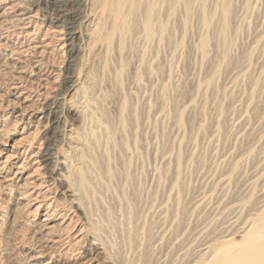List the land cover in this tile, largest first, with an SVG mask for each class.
Returning a JSON list of instances; mask_svg holds the SVG:
<instances>
[{"label": "rangeland", "instance_id": "obj_1", "mask_svg": "<svg viewBox=\"0 0 264 264\" xmlns=\"http://www.w3.org/2000/svg\"><path fill=\"white\" fill-rule=\"evenodd\" d=\"M23 2L37 24L13 19ZM149 2L126 0L122 38L117 32L113 51L90 60L93 123L69 116L98 137V122L110 128L114 142L102 133L94 146L101 174L85 173L83 187L76 175L69 188L14 160L13 187L0 186V264H199L200 251L236 232L264 200V0H157L147 40ZM57 11L44 0H0V167L17 147L45 148L42 121L23 131L6 117L24 109L12 84L33 96L47 78L36 105L44 114L76 59L65 38L44 35ZM45 44L41 58L27 50ZM27 177L47 187L54 206L33 212L21 200Z\"/></svg>", "mask_w": 264, "mask_h": 264}, {"label": "bare ground", "instance_id": "obj_2", "mask_svg": "<svg viewBox=\"0 0 264 264\" xmlns=\"http://www.w3.org/2000/svg\"><path fill=\"white\" fill-rule=\"evenodd\" d=\"M44 1H46V3L52 2L56 4L58 9L57 16L53 17L50 21V24H52L51 27H44V35H46L48 31H51L50 33L53 37H57L60 43L64 41L65 38V42L63 43H66V46L69 47L68 53L73 52V56L76 59L74 61L70 59L71 61L69 62L67 73L65 77H63L62 86H60L61 89L55 97L50 99V103L44 114H40V112L37 111L36 105L40 97L47 95V86L49 85L47 78L42 80V84L36 86L38 90L36 91V95L34 94L33 96L31 90H29V92L28 89L23 90L21 88V82L12 84L13 87L10 90L14 92V94L12 93L14 96H11L16 102L22 103L24 109L19 110V112L12 110L11 115L9 114L6 120L13 118V124L23 126V131L26 127H30L35 121H42V139L45 148L44 150L40 148L36 153L32 152L30 144L29 147L15 148L12 154L4 159L5 161L2 162L3 164L0 167L1 187H13V183L15 182L10 178V174L14 165V160L19 157L23 158V167L28 165L32 166V173L35 174L33 177L41 174L42 176L47 175V177L53 176L56 181H67L69 188H72L73 184L71 180L78 175L80 176L79 186L83 187L86 179L84 177L85 173L92 171L101 174L102 172L98 160L103 158V155L101 153L97 155L94 147L95 143L101 139V134L103 133L105 135L104 139L107 145L114 142L111 130L104 122H98L100 123L99 129L101 133L100 137H98L99 135L91 130L88 132L85 129H81L82 126L79 129L76 128L73 123H70L69 116L80 124H87L88 121L90 124L93 123L94 118L89 114V105L86 100V83L88 75H90L89 65L92 64L90 60L92 57L94 58V55L97 53H104V55H107L113 51V39L117 32H119L118 38H122V31L123 28H125L123 26L127 20L126 13H124L122 8L126 0ZM24 3L25 2L14 4V6H12L11 13H13V19L19 24H37L35 14H33L30 9L23 8ZM156 4L157 0H150L146 7V11H144L143 18L141 19L144 35L147 40H150L154 35L153 24H155V22L153 15ZM69 5L75 7L73 13H70L68 9ZM8 8L10 10V4ZM109 22L111 24L108 26L107 24H109ZM39 29L37 32H39ZM26 32L28 31L26 30ZM24 35H26V33ZM27 35L29 36V34ZM37 46L33 45L31 47V45H28L27 50L31 48L33 56L37 54L36 58H39L42 54L47 52V45L45 44L43 47ZM122 46V43L116 46L117 53H121L123 49ZM58 49H62V47ZM79 55L82 57V60L79 62L80 64H77ZM38 63L39 61H37V64ZM92 82L94 83V81ZM123 107L124 106L120 109L119 117L124 113L125 108ZM14 114L16 115L14 116ZM85 126L87 125L83 127ZM126 147L128 146H125V148ZM74 157L78 159L77 163H74ZM21 167L22 166H19L18 169H21ZM105 172L108 173L109 170L107 169ZM19 174L20 173L16 172L13 177H18ZM33 177H27L28 179L23 183L24 192L22 191L23 193H21V200H25L27 206L29 205L30 208H34V210H32L33 212H39V210L44 207L50 209L54 204L52 201H49L47 197V187L45 191L40 190L36 187L38 185H35L36 183L33 182L34 180L32 181ZM39 182H41V180ZM45 183L41 182V184ZM72 197L73 201H81L80 198H77L75 191L72 192ZM29 210L31 211V209ZM43 221H46V219ZM235 234L240 236L239 241L233 239ZM203 258L210 259V261L205 264L226 262H232V264L234 262L237 264H264V200L254 209L252 216L244 221L236 232L222 236L221 241L213 245H208V247L200 251L199 264H201Z\"/></svg>", "mask_w": 264, "mask_h": 264}]
</instances>
